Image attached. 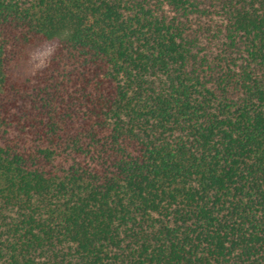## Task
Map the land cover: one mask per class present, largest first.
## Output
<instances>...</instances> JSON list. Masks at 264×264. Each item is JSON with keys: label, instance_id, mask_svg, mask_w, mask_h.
I'll use <instances>...</instances> for the list:
<instances>
[{"label": "trees", "instance_id": "obj_1", "mask_svg": "<svg viewBox=\"0 0 264 264\" xmlns=\"http://www.w3.org/2000/svg\"><path fill=\"white\" fill-rule=\"evenodd\" d=\"M0 264H264V0H0Z\"/></svg>", "mask_w": 264, "mask_h": 264}, {"label": "rangeland", "instance_id": "obj_2", "mask_svg": "<svg viewBox=\"0 0 264 264\" xmlns=\"http://www.w3.org/2000/svg\"><path fill=\"white\" fill-rule=\"evenodd\" d=\"M57 47V42H51L41 48H39L33 58L32 63L34 68H38L43 66L51 56V54L54 52V50Z\"/></svg>", "mask_w": 264, "mask_h": 264}]
</instances>
